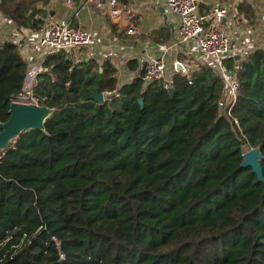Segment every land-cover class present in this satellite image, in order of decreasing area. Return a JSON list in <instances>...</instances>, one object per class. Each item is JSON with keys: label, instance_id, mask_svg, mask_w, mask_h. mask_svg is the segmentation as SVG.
<instances>
[{"label": "trees", "instance_id": "16d2710c", "mask_svg": "<svg viewBox=\"0 0 264 264\" xmlns=\"http://www.w3.org/2000/svg\"><path fill=\"white\" fill-rule=\"evenodd\" d=\"M35 2L0 10L40 27ZM93 62L48 54L33 96L54 112L0 155V264H264V181L242 165L257 147L264 174V48L223 59L240 84L230 115L208 64L175 72L171 93ZM28 69L18 43L0 46V122Z\"/></svg>", "mask_w": 264, "mask_h": 264}, {"label": "crops", "instance_id": "0c3cea01", "mask_svg": "<svg viewBox=\"0 0 264 264\" xmlns=\"http://www.w3.org/2000/svg\"><path fill=\"white\" fill-rule=\"evenodd\" d=\"M35 1L33 6L40 12L34 13V18L44 20L40 27L23 25L9 19L0 10V46L9 41L18 43L29 69L43 66L46 56L51 53L48 47L39 44L51 21L90 31L94 36L93 44L67 51L69 57L74 61H94L99 67L110 60L117 69L120 86L140 77L149 58L164 59L165 81L168 82L175 72H179L174 66L176 61L186 63L189 72L207 64L199 57L193 42L176 41L179 16L165 13L164 3L158 0H117L116 7L123 10L117 15L104 12L99 6V2L108 3L110 0ZM217 2L230 11L222 25L231 39L230 54L244 58L256 48H264V0H200L199 12L209 14ZM129 8L135 12L133 19L125 12ZM133 24L138 33L128 34L127 29Z\"/></svg>", "mask_w": 264, "mask_h": 264}, {"label": "built area", "instance_id": "2783aa9c", "mask_svg": "<svg viewBox=\"0 0 264 264\" xmlns=\"http://www.w3.org/2000/svg\"><path fill=\"white\" fill-rule=\"evenodd\" d=\"M165 5V13L171 12L179 16L180 22L176 31V41L178 43L193 42L196 45L199 57L206 60L211 65L224 82V93L219 98L218 104L222 111L226 110L231 114L232 108L236 104L239 93V81L231 74V70L223 62L225 56L230 54L232 43L229 34L223 28V22L230 15L228 7L217 2L209 14L199 12L200 0H158ZM117 0H110L108 3L99 2L100 8L109 14L117 15L123 12L121 8L116 7ZM126 14L130 19L135 17L132 9H126ZM128 34H137L138 29L133 24L127 29ZM94 42L93 34L80 27H73L70 24H62L51 21L46 27L45 34L40 38L39 44L46 46L51 53L58 51H70L76 47H87ZM80 61V60H79ZM175 68L182 73H189V66L181 61L175 62ZM45 71L42 65L28 69L26 75L25 89L26 93L17 98H32L33 88L37 83L39 74ZM166 75V64L162 57L149 58L145 62L143 73L144 85L147 86L156 80H164ZM165 87L169 90L173 87L167 81ZM174 88V87H173ZM30 95V96H29ZM105 100H111L113 96H119L117 90L103 92ZM16 99V98H15ZM35 103V102H34ZM60 248L61 241L53 238ZM61 259L64 254L60 253Z\"/></svg>", "mask_w": 264, "mask_h": 264}, {"label": "water", "instance_id": "95a60500", "mask_svg": "<svg viewBox=\"0 0 264 264\" xmlns=\"http://www.w3.org/2000/svg\"><path fill=\"white\" fill-rule=\"evenodd\" d=\"M231 74L234 75L235 70H233ZM169 91L173 93L174 88L170 87ZM91 96L99 102L105 101L103 93L99 90H96ZM139 102L143 105V99H140ZM9 112V119L5 122H0V155L3 150H6L14 143L23 132L37 128L45 130V122L53 114L54 108L34 102L13 100ZM243 155L244 161L242 165L252 167L259 180L264 181L263 167L261 164L263 155L261 150L259 148H252Z\"/></svg>", "mask_w": 264, "mask_h": 264}, {"label": "rangeland", "instance_id": "374dc122", "mask_svg": "<svg viewBox=\"0 0 264 264\" xmlns=\"http://www.w3.org/2000/svg\"><path fill=\"white\" fill-rule=\"evenodd\" d=\"M166 78V77H165ZM165 80V79H164ZM30 96V95H29ZM24 97V96H23ZM35 98V97H34ZM14 100H18V101H21V102H35V103H38V104H41V102L39 101V99L35 98L34 101L32 98H16ZM41 105H44V104H41ZM252 148H257V147H252L250 146L249 144H245L243 146V150H244V153H247L249 150H251Z\"/></svg>", "mask_w": 264, "mask_h": 264}, {"label": "bare ground", "instance_id": "6f19581e", "mask_svg": "<svg viewBox=\"0 0 264 264\" xmlns=\"http://www.w3.org/2000/svg\"><path fill=\"white\" fill-rule=\"evenodd\" d=\"M24 98V97H23Z\"/></svg>", "mask_w": 264, "mask_h": 264}]
</instances>
